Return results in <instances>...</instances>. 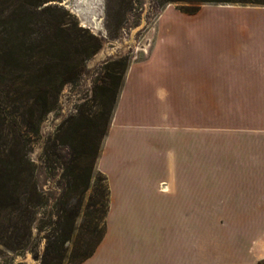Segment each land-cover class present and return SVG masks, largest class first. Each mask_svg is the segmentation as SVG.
<instances>
[{"label": "crops", "instance_id": "1", "mask_svg": "<svg viewBox=\"0 0 264 264\" xmlns=\"http://www.w3.org/2000/svg\"><path fill=\"white\" fill-rule=\"evenodd\" d=\"M96 166L105 228L78 264L264 260V7L168 6L124 73Z\"/></svg>", "mask_w": 264, "mask_h": 264}, {"label": "trees", "instance_id": "2", "mask_svg": "<svg viewBox=\"0 0 264 264\" xmlns=\"http://www.w3.org/2000/svg\"><path fill=\"white\" fill-rule=\"evenodd\" d=\"M52 0H0V245L14 252V235L27 231L30 235L34 207L38 199L46 203L45 191L36 180V166L28 157L22 133L11 128L13 115L19 116L25 127L23 133L36 135L42 118L53 110L63 86L73 83L81 72L80 62L95 53L100 42L88 51V41L77 32L76 23L67 25L64 16ZM161 4H182L177 8L187 14L196 13L203 4L242 5L264 7V0H159ZM91 39V40H92ZM78 45V49H75ZM86 51L84 53L83 51ZM77 53V54H76ZM126 67L115 82L111 106L105 110L98 142L93 133L98 121L93 120L84 133L74 128L69 141L68 158L63 162V187L55 200L54 227L46 236L44 252L38 264H63L65 258L78 264L89 257L100 242L105 228L108 209L106 177L99 172L101 183L94 181L88 212L91 220L84 219L86 241L78 239L66 257L64 244L71 239L72 222L79 214L84 194L93 178V165L106 134L112 106ZM111 87V86H110ZM104 113V112H103ZM102 115V111L99 116ZM98 200V201H97ZM45 201V202H44ZM75 204L71 207L70 202ZM60 230V231H59ZM55 232V233H54ZM26 264V263H16ZM257 264H264V260Z\"/></svg>", "mask_w": 264, "mask_h": 264}, {"label": "rangeland", "instance_id": "3", "mask_svg": "<svg viewBox=\"0 0 264 264\" xmlns=\"http://www.w3.org/2000/svg\"><path fill=\"white\" fill-rule=\"evenodd\" d=\"M50 3L56 4L60 10L70 15L64 16L67 25L71 26L76 23L82 28V31L77 33L88 41V51L92 50L97 42L95 39H89V36L96 38L100 46L95 53L84 60H80L82 55H75L74 61L80 62L81 72L73 83L63 86L56 107L42 118L36 135L23 133L26 129L20 117L16 115L12 117L14 121L10 126L16 130L15 132L20 130L23 135L22 139L26 143L24 146L28 149V157L36 166V180L45 191L47 201L43 204L42 200L45 198L38 199V204L34 207L35 214L31 223L30 235L24 230L14 235L17 248L14 252L0 245V264L39 263L44 252L46 236L55 228L54 203L64 185L61 173L63 162L68 158L72 130L77 128L84 133L86 129H89L90 123L97 120L98 130L93 133V139L94 142H98V131L104 121L105 110L111 106L113 92L115 93V82L120 77L123 67H126V72L130 64L148 57L154 40V30L162 12L168 6L178 9L177 6L182 5L161 4L159 0H52ZM222 6L228 7L229 5ZM179 23L194 22L180 21ZM73 47L75 52L79 46ZM86 51L83 52L86 53ZM122 76L124 77V74ZM222 107L227 108L228 106ZM113 108L114 106H112L109 122ZM101 111L102 115L99 116ZM240 115L241 119H247L243 113L237 116ZM229 116L227 113L221 114L222 119H227ZM237 116L232 114L233 119H239ZM252 119L255 118L252 117ZM98 156L94 161L90 187L81 201L78 217L72 222L71 239L64 244L67 250L66 257L78 239H84L83 242H85L87 238L84 232L86 222L83 226L82 223L84 219L91 220V215L85 216L89 210L90 197L93 201L98 198V194L93 192L94 181L101 183L98 179L100 173L96 166ZM70 203L71 207L75 204L73 201ZM63 264L72 263L67 257Z\"/></svg>", "mask_w": 264, "mask_h": 264}]
</instances>
